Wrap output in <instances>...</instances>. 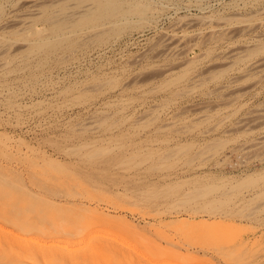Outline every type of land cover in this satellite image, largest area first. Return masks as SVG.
Listing matches in <instances>:
<instances>
[{
	"label": "rangeland",
	"instance_id": "obj_1",
	"mask_svg": "<svg viewBox=\"0 0 264 264\" xmlns=\"http://www.w3.org/2000/svg\"><path fill=\"white\" fill-rule=\"evenodd\" d=\"M156 1L105 0L130 14L102 33L16 50L30 31L0 30V47L12 45L0 68V210L36 224L30 239L87 231L68 241L75 252L106 241L139 264H264V76H239L240 63L217 56L243 42L246 57L264 52L254 12L264 0ZM20 4L1 0L0 23L24 12ZM42 9L34 23L49 29L56 10ZM234 12L228 42L201 34L185 53L198 54L194 65L159 72L176 62L154 56L174 20ZM97 19L90 12L74 27ZM226 77L237 79L233 102L217 109L226 92L210 91ZM195 102L197 114L186 109Z\"/></svg>",
	"mask_w": 264,
	"mask_h": 264
},
{
	"label": "bare ground",
	"instance_id": "obj_2",
	"mask_svg": "<svg viewBox=\"0 0 264 264\" xmlns=\"http://www.w3.org/2000/svg\"><path fill=\"white\" fill-rule=\"evenodd\" d=\"M169 1L171 0H168V2ZM2 2L9 3L10 0H2ZM156 2L159 3L158 0ZM163 3H165V1H163ZM163 5L165 6V4ZM20 6H27L24 12L18 13L15 12L16 9H13L10 12H15L14 16L11 19L0 23V30L12 26L20 30L30 31V33L25 31L26 33L18 41L19 45L17 48L14 47L15 50L24 48L23 46H26L28 41L32 43H39V40L52 38L61 39L73 34L87 35L89 33H102L101 31L106 29L108 25L116 23L120 21V19L123 20L126 16H128L127 14H130L128 12H131L130 10L132 8V6H127L129 9H126L125 7L124 10V7L122 8L119 6L115 8H118L119 10H115L112 8L113 6H109L105 0H22V4H20ZM49 6L55 8L56 11H53L44 18L48 20L50 25L49 29H47L35 24L34 18L36 16L38 17L39 14L43 12L42 8ZM195 7L200 10V12L201 9H203L201 5ZM120 8L122 9L120 10ZM94 11H97L99 17L96 23L78 26L77 28L74 27L77 24L76 22L82 21V19L90 12ZM254 12L257 19L260 20L259 22L264 24V6L258 7L254 10ZM234 14L235 12L229 14L230 16H201V14L187 16L188 14H186V17L182 16V19L177 18L174 20L161 32V46L155 52L154 56H171L175 58L176 62L174 66L161 67L159 72H161V74H169L174 68L178 69L183 65L184 67L188 66V64H190V67L194 65L198 60V54L195 53L196 55H194V58L191 57V59H188L189 57L186 58L185 53L187 50L194 47L199 40L203 39V42H205L212 39L210 42L212 45H216L217 43L219 44L224 41L228 42L227 40H229L234 32L239 29L234 28L232 25L233 23L229 22L230 18H232L231 16ZM152 24H148V26H151ZM240 29L242 30L243 28L241 27ZM201 34L203 35L202 39ZM27 35L30 36L27 37ZM249 44V42H243L236 46H227L226 44L224 48L220 49L217 56L222 60V62H228L227 64L230 65L240 63L237 68L238 72L241 71V73L238 74L239 76L243 73L256 72L262 77L264 76V52L257 54V56H254L253 58L246 57L243 53L249 47ZM11 46L0 47V61L1 57L10 51ZM91 51L98 53L101 51V48L97 47ZM145 55H147V52H141L134 58V60H138L140 57ZM3 65L4 63L1 61L0 68ZM235 77H226L223 83L216 82L215 79V86L210 92L214 93L224 91L226 92V95L223 98L221 97L220 101L217 100L216 102L215 100L216 103H214L213 100V102H209L210 104L214 103L217 109H219L230 105L233 102V98L230 95L232 93L230 89H232V87L235 89L236 87L237 79H235ZM198 78L193 77L183 81H185V83H196L199 81ZM207 92L208 91H206V93ZM204 105L206 104H203V106ZM211 106H213V104ZM215 106H213V108ZM201 107V103L195 102L187 104L186 109L192 112L195 111L196 113L197 110L201 112ZM262 120L264 121V116L262 117ZM247 124L248 122L246 121L241 122V126H246ZM260 142V140H257L256 144ZM0 221H2L3 224H12L16 228L15 231H9L6 229L5 225H0V264H109L113 260L117 261V264H139L138 260L137 262L135 260L136 257L134 258L132 255H128L127 253L125 254V250L121 253L123 248L121 249L120 246V250L117 247L118 251H120L118 252L114 248L115 245L113 246L115 243H111L112 247L110 246V243L108 244L106 241L105 244L97 242L95 244L89 243L90 245H88L86 249H84V247L82 248L84 250L75 252V250H72V248L69 247L68 241L75 237H82L83 235L86 236L85 233L87 231L83 229H65L63 232L58 233L62 235V238H56L54 236L56 234H52L49 239L50 242H44L39 241V238L30 239L24 236V234L32 228L36 227L39 231V227L28 219L20 220L15 217V214H12L9 210L5 209L0 210ZM111 264H113V262Z\"/></svg>",
	"mask_w": 264,
	"mask_h": 264
}]
</instances>
